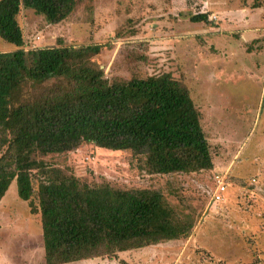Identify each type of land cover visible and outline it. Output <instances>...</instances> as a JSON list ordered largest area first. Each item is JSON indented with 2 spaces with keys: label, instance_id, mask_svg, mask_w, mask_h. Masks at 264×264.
<instances>
[{
  "label": "trees",
  "instance_id": "trees-1",
  "mask_svg": "<svg viewBox=\"0 0 264 264\" xmlns=\"http://www.w3.org/2000/svg\"><path fill=\"white\" fill-rule=\"evenodd\" d=\"M76 1L0 0V38L16 47L0 53V201L15 181L40 219L45 264L114 259L185 240L195 226L172 189L88 182L61 165L66 155L88 145L128 152L136 170L155 180L213 170L200 114L181 81L164 73L111 83L95 61L96 45L24 48L22 9L58 24ZM189 19L209 23L206 14Z\"/></svg>",
  "mask_w": 264,
  "mask_h": 264
},
{
  "label": "rangeland",
  "instance_id": "rangeland-1",
  "mask_svg": "<svg viewBox=\"0 0 264 264\" xmlns=\"http://www.w3.org/2000/svg\"><path fill=\"white\" fill-rule=\"evenodd\" d=\"M202 2L77 0L73 12L58 24L47 23L32 10L20 12L26 50L58 43L96 45L101 49L95 61L111 83L164 73L184 83L212 153L213 170L160 180L138 172L128 152L88 145L66 155L61 165L88 182L172 189L195 220L185 240L119 252L110 260L72 264H264V54L256 40L250 45L252 64L244 62L248 61L242 57H246L244 50L239 51L241 57L236 54L247 63L246 69L237 61H222L224 57L214 51L211 33H205L217 19L204 9L209 23L189 19L200 13ZM231 2L239 5L238 0ZM260 2L244 0L242 4L258 8ZM252 20L256 25L264 23L263 18ZM259 36L264 37V32ZM231 42L237 44L235 39ZM15 48L0 38V53ZM217 173L225 175L228 185L221 203L211 201ZM0 264H45L40 219L18 197L15 181L0 201Z\"/></svg>",
  "mask_w": 264,
  "mask_h": 264
},
{
  "label": "crops",
  "instance_id": "crops-1",
  "mask_svg": "<svg viewBox=\"0 0 264 264\" xmlns=\"http://www.w3.org/2000/svg\"><path fill=\"white\" fill-rule=\"evenodd\" d=\"M243 1L244 0H238V4L240 6L238 5L236 7V4L233 5L231 0H203L202 8L199 14H203L202 9H204L205 12H210L209 14L217 19L215 23L210 24L214 25L210 27L211 30L205 32L211 33L213 43L212 45L217 56H223L224 58L222 59V61L227 63H230L233 60L237 61L241 64L243 69H246L247 63L244 64L242 61L236 58V54L239 53V51L244 50L243 53L246 55V57L242 56L241 53H239L238 55L240 57L242 56L244 59H248V61L245 60L244 62H249L252 64L254 58H252L253 56L252 54H250L251 52H253V49H251V47L257 40L259 43L258 47H261L264 54V37L260 38L259 36V34L264 32V23L261 25H256L258 23L254 24L255 21L252 20L254 16L256 18L264 19V1L261 0L258 8H251L246 3L242 4ZM257 10L262 12H251ZM249 16H251L250 19ZM231 39H235L237 41V44H233L231 42ZM261 41H263V43H260ZM247 46L250 47L248 50H246ZM234 48H238V50L235 51ZM214 58L215 57H213L212 60ZM213 61H219V59H214ZM245 72L247 73V71ZM226 73H224V75H226ZM233 76H235V74H233ZM262 82L263 84H261V96H264V76L262 77ZM227 189L228 185L226 187V192L224 193V199L227 194Z\"/></svg>",
  "mask_w": 264,
  "mask_h": 264
},
{
  "label": "built area",
  "instance_id": "built-area-1",
  "mask_svg": "<svg viewBox=\"0 0 264 264\" xmlns=\"http://www.w3.org/2000/svg\"><path fill=\"white\" fill-rule=\"evenodd\" d=\"M214 190L211 194V201L221 203L224 201V193L226 192L227 184L224 174H215L213 177Z\"/></svg>",
  "mask_w": 264,
  "mask_h": 264
}]
</instances>
